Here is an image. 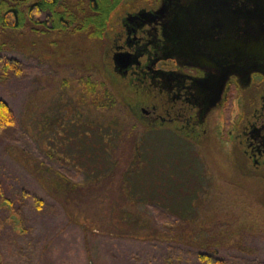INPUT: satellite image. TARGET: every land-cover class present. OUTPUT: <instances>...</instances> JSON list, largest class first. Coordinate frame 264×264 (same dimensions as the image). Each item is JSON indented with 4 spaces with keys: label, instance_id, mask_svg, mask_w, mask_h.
Returning a JSON list of instances; mask_svg holds the SVG:
<instances>
[{
    "label": "rangeland",
    "instance_id": "obj_1",
    "mask_svg": "<svg viewBox=\"0 0 264 264\" xmlns=\"http://www.w3.org/2000/svg\"><path fill=\"white\" fill-rule=\"evenodd\" d=\"M70 36L1 52L27 69L0 75L21 134L0 142V226L5 196L24 203L30 233L23 255L0 235V264H170L180 253L211 264L206 252L264 264V183L243 178L223 144L123 120L98 70L102 41Z\"/></svg>",
    "mask_w": 264,
    "mask_h": 264
},
{
    "label": "flooded vegetation",
    "instance_id": "obj_2",
    "mask_svg": "<svg viewBox=\"0 0 264 264\" xmlns=\"http://www.w3.org/2000/svg\"><path fill=\"white\" fill-rule=\"evenodd\" d=\"M98 40L123 120L207 150L223 144L243 178L264 183V0H121ZM236 60L254 69L231 75L206 110L203 82Z\"/></svg>",
    "mask_w": 264,
    "mask_h": 264
},
{
    "label": "trees",
    "instance_id": "obj_3",
    "mask_svg": "<svg viewBox=\"0 0 264 264\" xmlns=\"http://www.w3.org/2000/svg\"><path fill=\"white\" fill-rule=\"evenodd\" d=\"M120 2L121 0H0V75L4 78L18 77L27 69L18 58L1 54L12 46L13 39L19 42L31 40L33 44H36V40L50 38L55 34L71 35L73 38L85 35L88 39H100ZM20 135L18 119L12 106L0 97V142L2 139L16 142ZM132 159L129 167L132 166ZM3 197L5 206H8V214L2 217L0 235L5 241L14 243L20 255L26 254L22 243L30 230L24 203L16 205L15 201ZM34 200L39 202L38 197ZM14 217H17L18 222ZM16 224L20 225V232L16 230ZM201 257L211 264L227 263L225 259L215 256V253L206 252ZM182 258L183 254L180 253L175 258L172 256L168 262L181 264Z\"/></svg>",
    "mask_w": 264,
    "mask_h": 264
},
{
    "label": "water",
    "instance_id": "obj_4",
    "mask_svg": "<svg viewBox=\"0 0 264 264\" xmlns=\"http://www.w3.org/2000/svg\"><path fill=\"white\" fill-rule=\"evenodd\" d=\"M240 60H242V56L240 57ZM252 69H254L253 65H240L236 60L234 64L229 63L228 66L224 67L217 76H210L208 79H206L203 82L204 84H212V91H210L209 95H205L204 99L206 110L210 111L216 107L217 102L221 99L224 93L226 83L231 75L242 73L249 74Z\"/></svg>",
    "mask_w": 264,
    "mask_h": 264
}]
</instances>
